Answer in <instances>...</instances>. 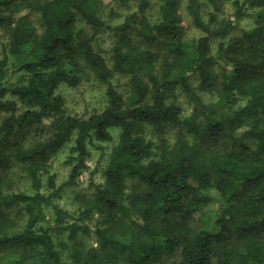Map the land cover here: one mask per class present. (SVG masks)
Listing matches in <instances>:
<instances>
[{"label":"trees","instance_id":"obj_1","mask_svg":"<svg viewBox=\"0 0 264 264\" xmlns=\"http://www.w3.org/2000/svg\"><path fill=\"white\" fill-rule=\"evenodd\" d=\"M134 3L110 25L102 0H0L8 36L0 59V168L11 157L33 190L5 192L0 179V264H264V0H156L154 22L146 14L151 0ZM227 3L233 19L222 16ZM181 8L200 32L196 39L185 38ZM26 13L37 15L40 32ZM248 15L252 26L231 35ZM103 31L115 38L107 52L95 45ZM116 75L128 77L125 94L112 84ZM89 77L105 85L106 104L85 119L67 114L57 89ZM177 88L192 105L187 116L174 100ZM199 91L218 100L206 104ZM237 97L245 104L233 108ZM42 125L48 138L9 154L18 131ZM166 126L179 130L174 143L162 132L157 143L146 137ZM112 129L118 136L103 182L90 181L92 193L77 196L76 215L53 205L52 196L87 168L88 142L111 141ZM73 134L67 180L55 188L50 175L53 191L41 193L48 154ZM220 141L228 148H215ZM19 205L22 225L5 211ZM49 205L54 226L36 229ZM200 211L217 228H192L188 219ZM94 215L92 231L85 220ZM51 231L66 234L61 250ZM91 233L95 247L78 239Z\"/></svg>","mask_w":264,"mask_h":264},{"label":"rangeland","instance_id":"obj_2","mask_svg":"<svg viewBox=\"0 0 264 264\" xmlns=\"http://www.w3.org/2000/svg\"><path fill=\"white\" fill-rule=\"evenodd\" d=\"M103 7L101 11L102 19L110 24L115 25L123 21V19L135 11L134 0H102ZM156 0H151L152 6L146 12L147 16L152 22L157 18V8ZM203 10H208L206 6ZM233 9L227 3L223 9L222 16L229 17L233 19ZM33 21L36 22L38 32L41 31V26L38 23V18L35 13H26ZM181 14V24L184 29V34L186 39H196L200 32L195 29L183 8L180 9ZM206 16V15H205ZM235 29L232 31L231 35H239L240 29H247L252 26V18L248 15L242 20L236 22ZM114 34L111 31H103L97 35L95 45L97 48L105 50L106 52L112 45L114 40ZM8 46V36L6 31L0 27V59L6 54ZM216 43H212V52H215ZM18 74H14L11 80H16ZM127 76L116 75L113 78L112 84L117 91L125 94L128 90ZM192 86L196 89L198 82H190ZM57 93L63 98L65 111L67 114L78 116L81 118H87L92 113H99L104 105L106 104L105 95V85L94 80L92 77L83 80L75 87H70L65 84L60 85L57 89ZM201 99L206 104L215 103L218 100V96L214 93L200 92ZM174 100L180 106L182 116H187L191 112V103L189 102L186 95L179 89L174 90ZM245 104V99L237 97L236 102L233 104V108L240 107ZM217 114H221L220 110H217ZM5 117V114L0 113V121ZM164 134L167 141L172 144L175 142L179 130L177 128L166 126L160 131H153L151 129L147 130L146 137L151 138L153 142L157 143V134ZM111 134L113 139L109 142H101L94 138L88 142L87 147L89 150V156L86 158L85 163L87 168L81 170L79 176L77 177L75 184L73 186L62 187L52 196V204L56 205L64 210H66L71 215H76L78 208L77 196L81 194H91L92 187L90 186V181L96 184L103 182V168L107 162L108 154L111 146L116 142L118 136V130L112 129ZM51 135V130L46 125L42 126H31L18 131L15 136L11 139L8 144L7 151L9 154L12 152V148L15 145L28 147L37 141H42ZM187 136L186 134H184ZM189 139L190 136H187ZM75 134L71 136L69 140L65 142L63 147L57 151L50 152L46 161V169L40 174L41 176V188L40 192L43 194H50L53 189L48 185V176H52L55 188H58L63 182H65L69 176L72 167L71 160V147L74 143ZM249 143H251L249 141ZM215 148L219 150H225L228 148L227 143L220 141L214 145ZM10 164L5 168H0V179L2 181V187L4 191H14L31 194L33 190L30 187V182L26 178L24 172L21 169V165L15 162L11 157ZM213 196L217 198V202L213 204L212 209H215L217 204H220V199L218 194L213 190ZM5 211L9 212L11 215L15 216L19 224L22 225L25 219V213L21 205L12 206L5 208ZM97 216H90L85 220L91 230H94V224ZM188 224L195 229H204L213 231L217 228L213 222L211 215L207 212H196L189 219ZM54 226V211L52 206H45L43 208L42 217L36 226L39 228H52ZM52 241L56 249L61 250L62 243L69 241L66 234H57L51 231ZM82 242L91 245L93 247L97 246L95 242V235L93 233L80 236ZM65 258V252L63 253ZM176 258V257H175ZM66 259V258H65Z\"/></svg>","mask_w":264,"mask_h":264}]
</instances>
